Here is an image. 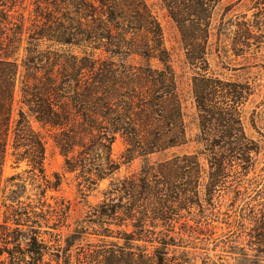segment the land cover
<instances>
[{"label":"trees","instance_id":"obj_1","mask_svg":"<svg viewBox=\"0 0 264 264\" xmlns=\"http://www.w3.org/2000/svg\"><path fill=\"white\" fill-rule=\"evenodd\" d=\"M223 1L162 0L180 32L186 62L196 71L202 150L151 164L150 157L184 147L188 139L172 54L146 1L0 0V264H183L170 257V247H177V238L168 235L177 224L173 212L200 200L202 186L213 200L229 171L239 166L247 177L255 167L253 154H259L242 123L247 88L210 74L214 14ZM131 58L142 65H130ZM20 78L22 107L14 120ZM33 121L52 134L67 172H81L91 184L121 169L113 158L119 137L126 145L123 164L144 161L138 176L112 185L109 194L118 199L110 197L93 213L99 223L132 226L120 233L124 246L86 249L80 231L64 247L42 238L50 218L67 219L70 207L56 198V206L48 202L62 179L47 177L46 140ZM10 151L18 166L30 168L35 195L21 174L5 178ZM202 157L209 166L204 185ZM254 214L264 225V212ZM47 256L54 259L46 263Z\"/></svg>","mask_w":264,"mask_h":264},{"label":"rangeland","instance_id":"obj_2","mask_svg":"<svg viewBox=\"0 0 264 264\" xmlns=\"http://www.w3.org/2000/svg\"><path fill=\"white\" fill-rule=\"evenodd\" d=\"M145 1L161 24L166 46L172 54V66L178 92L183 101L188 139V144L184 147L150 157L149 162L156 164L176 155L198 153L202 146L197 143L200 129L193 96L196 71L186 62L180 32L162 0ZM47 47L44 46V49ZM207 59L210 74L247 88L250 95L242 107V123L247 137L257 144L259 154H253L255 167H252L247 177H241L240 174L244 173V170L239 166L230 170L225 184L218 188L213 200L209 201V189L202 186L199 189L200 200L195 199V204L188 207L182 205L181 211L173 212L171 216L176 219L177 224L168 229L171 232L168 235L177 238V247H170V257L181 259L183 264H264V225L254 214V211L256 214L264 212V0H225L217 7ZM129 64L140 67L142 60L131 58ZM153 65L161 67L158 62ZM20 74H24L22 67ZM21 80L22 78L15 95L14 120L18 119L22 107ZM33 127L46 140L47 177L55 181V176L59 175L62 179L61 190L49 193L48 202L56 206V201L61 200L70 207L67 219L59 221V215L50 218L48 228L43 226L40 232L42 238L54 247L59 245L57 241H61L64 247L66 239L80 231L83 232L81 243L86 249L90 246L98 248L111 244L124 246L125 242L118 238L122 237L120 233L123 231L131 232L132 226L129 224V228H120L116 224L110 225L113 222L99 223L93 213L110 197L118 199L117 195L109 194L114 188L112 185L134 175L138 176L143 170L144 161L137 159L132 163L123 164L122 156L126 145L119 137L113 145V158L121 163V169L105 180L91 184L81 172H67L66 159L48 130H44L35 121ZM11 154L12 151L5 167V178L21 174L29 184L30 195H35L31 186L33 176L26 173L30 168L26 163L18 166ZM201 163L204 185L209 181V166L205 157L201 158ZM92 178L96 180V176L93 175ZM260 205L261 210L256 208ZM3 220L1 215L0 224ZM155 247H158V244H155ZM154 249L148 245L150 253ZM52 259L54 258L47 256L45 262L49 263Z\"/></svg>","mask_w":264,"mask_h":264}]
</instances>
